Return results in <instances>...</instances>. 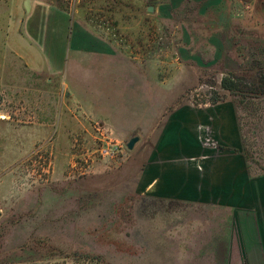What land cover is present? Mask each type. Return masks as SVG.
Listing matches in <instances>:
<instances>
[{
	"label": "crops",
	"instance_id": "crops-1",
	"mask_svg": "<svg viewBox=\"0 0 264 264\" xmlns=\"http://www.w3.org/2000/svg\"><path fill=\"white\" fill-rule=\"evenodd\" d=\"M134 2L181 26L175 74L159 70L142 54L124 52L93 16L86 18L87 12L111 13L113 7L119 21L124 0H0L3 59L68 94L64 115L51 122L61 126L56 132L62 134L66 124L77 126L73 134L82 138L126 143L139 138L105 173L130 175L134 193L146 196L165 220L173 214L181 227L201 222L196 228L209 235L221 221L229 231L238 221L246 240L234 264H264V244L255 238L264 221V175L253 176L238 105L231 99L197 104L185 98L199 76L187 69L215 66L225 49L220 36L250 30L253 13L264 24V0ZM259 212L263 217L257 219Z\"/></svg>",
	"mask_w": 264,
	"mask_h": 264
},
{
	"label": "rangeland",
	"instance_id": "rangeland-1",
	"mask_svg": "<svg viewBox=\"0 0 264 264\" xmlns=\"http://www.w3.org/2000/svg\"><path fill=\"white\" fill-rule=\"evenodd\" d=\"M136 6L134 0H124L119 21L112 6L111 13L96 10L86 18L93 16L114 28L120 38L114 44L124 52L142 54L159 70L175 74L181 63V26L156 9L149 13L146 6ZM263 25L260 14L253 13L250 30L237 28L225 39L220 36L222 59L204 70L187 69L199 76L185 97L201 104L218 95L238 105L257 177L264 175V98L250 97L252 103L242 104L240 92L247 94L264 68ZM161 38L168 45L161 44ZM1 41L0 264H70L61 254L75 251L102 254L113 264H234V257L239 259L246 239L238 221L231 231L223 229L221 221L220 229L209 235L196 228L201 222H183L181 227L173 214L165 220L146 196L134 193L130 175L105 173L113 161L125 158L126 142L97 135L82 138L73 134L77 126L66 124L62 134L56 132L61 126L51 122L64 115L68 94L31 72L25 75L19 63L3 59ZM232 76L240 91L235 96L221 89V80ZM64 79L69 80L67 74ZM110 143L123 147L116 158L100 153ZM92 162L97 167L91 168ZM260 212L257 219L263 217ZM256 229L260 234L255 238L264 244V221Z\"/></svg>",
	"mask_w": 264,
	"mask_h": 264
},
{
	"label": "trees",
	"instance_id": "trees-1",
	"mask_svg": "<svg viewBox=\"0 0 264 264\" xmlns=\"http://www.w3.org/2000/svg\"><path fill=\"white\" fill-rule=\"evenodd\" d=\"M221 89L228 91L231 95H236L239 93L238 84L236 82V78L234 76L229 78H223L221 80ZM242 95V104H249L252 102L250 101V97H256V98H264V68L261 69L258 78L253 82V86L247 92V94H241ZM225 101L224 99H221L218 95L217 97L213 98L208 103L216 104L219 102ZM260 102H257L258 104ZM206 104V102L204 103ZM244 129V126H243ZM248 158L249 154L247 153ZM61 256L65 259H68L70 264H113L111 263L104 255L102 254H93L89 252H82V251H75L73 253L68 254H61Z\"/></svg>",
	"mask_w": 264,
	"mask_h": 264
},
{
	"label": "built area",
	"instance_id": "built-area-1",
	"mask_svg": "<svg viewBox=\"0 0 264 264\" xmlns=\"http://www.w3.org/2000/svg\"><path fill=\"white\" fill-rule=\"evenodd\" d=\"M98 27L103 28L106 31V34L110 37V39L113 42H116L117 40H120L118 33H116L115 29L112 28L111 26H109L108 24H103V23H98ZM115 31V32H114ZM161 37V36H160ZM122 40V39H121ZM161 44L162 41L165 45H168L165 42V38H161ZM123 151V147L122 145L118 144V143H110L108 145H105L101 148L100 153L103 157L105 158H116L119 153H121Z\"/></svg>",
	"mask_w": 264,
	"mask_h": 264
},
{
	"label": "water",
	"instance_id": "water-1",
	"mask_svg": "<svg viewBox=\"0 0 264 264\" xmlns=\"http://www.w3.org/2000/svg\"><path fill=\"white\" fill-rule=\"evenodd\" d=\"M148 12L149 13H153L154 12V8L152 6H150L148 8ZM139 142V138L137 136L135 137H132L125 145H126V148L129 150V151H132L135 147V145ZM0 217H1V213H0Z\"/></svg>",
	"mask_w": 264,
	"mask_h": 264
}]
</instances>
